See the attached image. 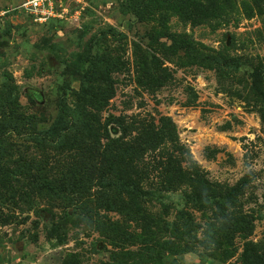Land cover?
<instances>
[{
	"label": "rangeland",
	"instance_id": "374dc122",
	"mask_svg": "<svg viewBox=\"0 0 264 264\" xmlns=\"http://www.w3.org/2000/svg\"><path fill=\"white\" fill-rule=\"evenodd\" d=\"M26 1L0 0V179L17 191L0 196V264H241L245 243L264 238V100L246 102L242 92L253 84L264 93V0H82L42 24ZM221 54L230 57L216 63ZM102 98L110 138L123 118L167 119L206 180L224 188L245 180L243 192L201 207L191 198L203 193L184 185L150 187L155 151L143 157L149 180L140 199L161 226L153 239L138 238L141 223L119 215L107 180L90 182L85 212L61 200L45 205L46 193L28 192L30 177L62 170L50 149L85 138L76 111ZM18 115L36 126L16 125ZM181 212L191 237L170 233L181 228ZM237 218L251 231L226 226L229 240L220 223ZM247 263L264 264V256Z\"/></svg>",
	"mask_w": 264,
	"mask_h": 264
},
{
	"label": "trees",
	"instance_id": "16d2710c",
	"mask_svg": "<svg viewBox=\"0 0 264 264\" xmlns=\"http://www.w3.org/2000/svg\"><path fill=\"white\" fill-rule=\"evenodd\" d=\"M226 22H229L228 18ZM174 38L177 42H183V38L179 35L174 36ZM231 45H234V42ZM228 57L230 56L221 54L220 59L215 62L226 61L225 58ZM230 78L235 81V76L232 75ZM238 84L241 83L238 82ZM244 88L242 92L246 102L257 105L259 103L258 99L264 100V93L259 90L257 85L252 84L250 87ZM28 94L32 100L37 101L39 99L37 92L34 90H29ZM106 105L107 98H102L89 103L88 107L90 108H87V106L78 107L76 111L77 120L89 127V134L83 139L75 136L72 142L63 139L50 149L55 154L54 158H58L55 162L63 165L60 172L55 174L53 172L46 173L41 179L30 177L27 186L28 192L31 194L46 193L48 202L45 205L52 206V204L61 200L63 207L73 205L75 207L74 211L85 212L91 203V198L87 197L91 193L90 182L94 179L98 182L107 180V187H110L117 199L121 201V207L118 210L119 215L138 224L141 223L142 234L138 235V238L147 237L148 240L149 237L153 239L156 233L152 229L161 226L157 224V221L147 218L146 212L140 204V199L147 194L143 191L144 187L142 188V186H145L149 180L147 179V177L149 178L147 174L149 171H147L143 157L147 153L155 151L157 155L153 157V172H156L158 177L156 181H152L153 183L150 182V187L173 189L184 185L191 188L192 193H203L201 198H191L195 205L198 204L201 207L222 197L223 193L226 200H234L243 192L245 180L230 188H224L219 184L206 180L205 173L191 160L185 146L179 143L175 126L167 119L160 118L158 124H155L152 118L138 116L123 118L127 120L126 124L116 123L121 133L120 136L116 139L110 138L107 134L109 124L101 123L98 114ZM60 113L65 117L69 115L64 107L60 108ZM260 113L261 121L264 123V106ZM19 117V115L14 117L16 125L24 123L29 127L36 126L35 121H27ZM1 138L3 137L1 136ZM102 140H106L105 144H102ZM149 161L152 160L149 158ZM155 165L158 167V172L155 171ZM34 166L38 167L37 164H34ZM144 179L146 180L143 181ZM15 192H17L16 189L11 186L7 179H0L1 197H12ZM67 193H74L76 197L71 198ZM129 198L130 202L128 203ZM179 215L182 219L181 228L173 227L170 233L179 234L180 237L183 234L191 237V220L186 219L182 212ZM233 220L234 218L230 221ZM220 224V229L224 230L225 236L229 240H233L235 237L227 228L228 226L237 227L241 224L244 229H247L248 226V231H251L249 221H244L242 218H237L236 222L233 223L226 220V222ZM100 227L97 226L98 230ZM164 230L169 231L167 228H164ZM99 231L103 233L102 230ZM239 232L243 233V229H240ZM121 256L124 257L125 255L122 254ZM257 256H264V238L256 243L246 242L243 252L239 256V261L241 264H248V257ZM171 264L177 263L173 262Z\"/></svg>",
	"mask_w": 264,
	"mask_h": 264
},
{
	"label": "built area",
	"instance_id": "2783aa9c",
	"mask_svg": "<svg viewBox=\"0 0 264 264\" xmlns=\"http://www.w3.org/2000/svg\"><path fill=\"white\" fill-rule=\"evenodd\" d=\"M63 3L81 4L82 0H27L25 9L33 16L36 23H47L50 20L62 19L68 13Z\"/></svg>",
	"mask_w": 264,
	"mask_h": 264
}]
</instances>
